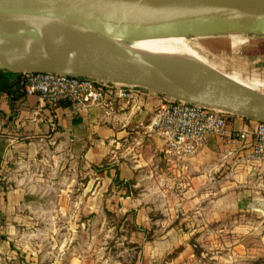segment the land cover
<instances>
[{
    "label": "rangeland",
    "instance_id": "374dc122",
    "mask_svg": "<svg viewBox=\"0 0 264 264\" xmlns=\"http://www.w3.org/2000/svg\"><path fill=\"white\" fill-rule=\"evenodd\" d=\"M184 38L208 65L264 92V33ZM161 147L157 171L165 176L138 184L120 181L98 151L87 168L68 157L23 166L20 188L32 198L6 232L11 253L0 264H264V212L254 210L264 192L248 171L214 152L202 155L208 180L198 172L174 179L168 168L182 161Z\"/></svg>",
    "mask_w": 264,
    "mask_h": 264
},
{
    "label": "water",
    "instance_id": "95a60500",
    "mask_svg": "<svg viewBox=\"0 0 264 264\" xmlns=\"http://www.w3.org/2000/svg\"><path fill=\"white\" fill-rule=\"evenodd\" d=\"M250 1L0 0V63H24L29 71L4 66L0 70L88 78L264 123L261 90L207 74L174 75L163 66L144 63L98 40L264 33V9L249 5ZM48 34H54L77 62L63 64L48 51L32 53L22 44ZM254 210L264 212V200L256 202Z\"/></svg>",
    "mask_w": 264,
    "mask_h": 264
},
{
    "label": "crops",
    "instance_id": "0c3cea01",
    "mask_svg": "<svg viewBox=\"0 0 264 264\" xmlns=\"http://www.w3.org/2000/svg\"><path fill=\"white\" fill-rule=\"evenodd\" d=\"M137 92L138 100L132 105L116 104L112 112L99 107L74 111L68 107L46 106L38 96H24L12 101L6 95L0 96V229L7 234L20 224L19 208L30 206L27 198L31 192L20 188L23 179L17 174L34 162L61 165L68 157L75 164L82 158L84 167H90L93 152H104L110 161V168L118 167L119 180L125 183L150 182L165 176L157 169L163 144L151 126L158 104L167 100L163 96L145 90L130 88ZM228 126L240 130L253 126L251 119L240 116L229 118ZM156 144V146H154ZM150 152V153H149ZM221 156L220 161L238 165L246 170L248 146L234 148L224 145L221 140L209 137L202 151L182 163H174L168 171L173 178L188 173H201L199 181L208 180L209 165L202 155ZM148 153V154H146ZM103 155V156H104ZM123 158V159H122ZM166 163L169 164V161ZM61 161V162H60ZM205 165V166H204ZM63 166V165H62ZM62 166H60L62 168ZM203 168L206 174L200 171ZM26 169V168H25ZM112 172V170H110ZM109 171V172H110ZM170 173V172H169ZM170 180L169 174H167ZM109 183L114 176L109 175ZM26 173L24 174V178ZM207 178V179H206ZM27 177L25 178V180ZM14 184V185H11ZM132 194V193H131ZM2 231H5L2 232ZM11 239L0 240V254H9ZM11 253V252H10Z\"/></svg>",
    "mask_w": 264,
    "mask_h": 264
},
{
    "label": "built area",
    "instance_id": "2783aa9c",
    "mask_svg": "<svg viewBox=\"0 0 264 264\" xmlns=\"http://www.w3.org/2000/svg\"><path fill=\"white\" fill-rule=\"evenodd\" d=\"M21 76L25 95L38 96L51 108L67 102L76 112L89 107L112 112L118 103L132 107L138 100L137 92L132 89L88 78L55 73H22ZM155 111L151 126L166 155L185 161L199 154L209 137L234 148L248 146V174L264 192V123L252 121V127L234 130L228 126L233 115L168 99L161 101Z\"/></svg>",
    "mask_w": 264,
    "mask_h": 264
},
{
    "label": "bare ground",
    "instance_id": "6f19581e",
    "mask_svg": "<svg viewBox=\"0 0 264 264\" xmlns=\"http://www.w3.org/2000/svg\"><path fill=\"white\" fill-rule=\"evenodd\" d=\"M248 4L264 9V0H251ZM262 17L264 18V14ZM98 40L144 63L163 66L174 75L207 74L250 89L256 86L254 83H246L247 81L243 82L235 76L218 72L213 68L214 66L208 65L190 49L184 37L124 42L102 38ZM22 44L32 53H38L41 50L48 51L63 64H74L77 62L76 56L54 34H48L32 41H25ZM0 66L24 72L29 71V68L24 63H0Z\"/></svg>",
    "mask_w": 264,
    "mask_h": 264
},
{
    "label": "trees",
    "instance_id": "16d2710c",
    "mask_svg": "<svg viewBox=\"0 0 264 264\" xmlns=\"http://www.w3.org/2000/svg\"><path fill=\"white\" fill-rule=\"evenodd\" d=\"M21 74L9 71L0 70V96L6 95L11 98L12 101L18 100L25 95L23 91ZM59 106L68 107L69 103L60 102ZM32 197L27 198L30 201ZM6 239V235L1 233L0 229V240Z\"/></svg>",
    "mask_w": 264,
    "mask_h": 264
}]
</instances>
